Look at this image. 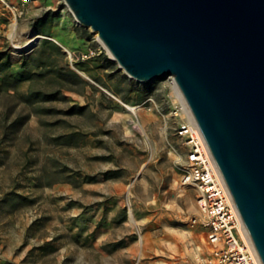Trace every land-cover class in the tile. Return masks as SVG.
<instances>
[{
  "label": "rangeland",
  "instance_id": "rangeland-1",
  "mask_svg": "<svg viewBox=\"0 0 264 264\" xmlns=\"http://www.w3.org/2000/svg\"><path fill=\"white\" fill-rule=\"evenodd\" d=\"M171 94L128 78L63 0H0V239L19 264H195Z\"/></svg>",
  "mask_w": 264,
  "mask_h": 264
},
{
  "label": "water",
  "instance_id": "water-1",
  "mask_svg": "<svg viewBox=\"0 0 264 264\" xmlns=\"http://www.w3.org/2000/svg\"><path fill=\"white\" fill-rule=\"evenodd\" d=\"M63 2L128 78H173L264 264V0Z\"/></svg>",
  "mask_w": 264,
  "mask_h": 264
},
{
  "label": "built area",
  "instance_id": "built-area-1",
  "mask_svg": "<svg viewBox=\"0 0 264 264\" xmlns=\"http://www.w3.org/2000/svg\"><path fill=\"white\" fill-rule=\"evenodd\" d=\"M171 107L168 112L174 137L183 147L177 153L182 166L180 184L197 192V216L191 226L204 232L206 251L195 264H261L248 233L236 210L226 184L172 77H168ZM177 93V97L175 95ZM148 110L153 101L148 98Z\"/></svg>",
  "mask_w": 264,
  "mask_h": 264
},
{
  "label": "crops",
  "instance_id": "crops-1",
  "mask_svg": "<svg viewBox=\"0 0 264 264\" xmlns=\"http://www.w3.org/2000/svg\"><path fill=\"white\" fill-rule=\"evenodd\" d=\"M14 37L15 32L13 34V37L9 36L10 39H13ZM21 253V251H16L14 246L11 245L8 240L0 239V264H19L17 260L22 256Z\"/></svg>",
  "mask_w": 264,
  "mask_h": 264
},
{
  "label": "bare ground",
  "instance_id": "bare-ground-1",
  "mask_svg": "<svg viewBox=\"0 0 264 264\" xmlns=\"http://www.w3.org/2000/svg\"><path fill=\"white\" fill-rule=\"evenodd\" d=\"M15 30H16V22H13L11 25H10V33H9V36L10 37H13V34H14V32H15ZM99 40V39H98ZM34 42H35V37L34 38H32V39H29L28 41H26L25 42V44L24 45H18V44H14L13 45V49H12V51H13V53H14V55L15 56H19L20 54H21V52H22V50H25V51H28V50H30V48H31V46L34 44ZM99 42H100V40H99ZM101 43V42H100ZM102 44V43H101ZM103 45V44H102ZM103 47H104V45H103ZM104 49L106 50V48L104 47ZM107 51V50H106ZM109 54V53H108ZM110 56V55H109ZM111 57V56H110ZM83 76L86 78V79H88L89 81H91L87 76H85L84 74H83ZM173 91V90H172ZM174 92V91H173ZM175 95H176V97H177V93H175ZM127 107V110L128 111H132L133 112V110H134V107H129V106H126ZM182 194H183V191H182Z\"/></svg>",
  "mask_w": 264,
  "mask_h": 264
}]
</instances>
